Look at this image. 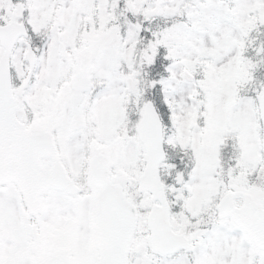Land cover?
Masks as SVG:
<instances>
[{
	"label": "snow or ice",
	"instance_id": "1",
	"mask_svg": "<svg viewBox=\"0 0 264 264\" xmlns=\"http://www.w3.org/2000/svg\"><path fill=\"white\" fill-rule=\"evenodd\" d=\"M0 264H264V0H0Z\"/></svg>",
	"mask_w": 264,
	"mask_h": 264
}]
</instances>
